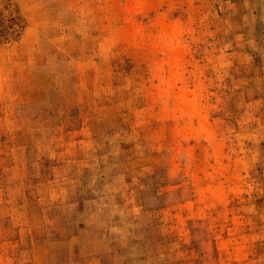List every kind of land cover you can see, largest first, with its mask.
Listing matches in <instances>:
<instances>
[{"label": "rangeland", "instance_id": "374dc122", "mask_svg": "<svg viewBox=\"0 0 264 264\" xmlns=\"http://www.w3.org/2000/svg\"><path fill=\"white\" fill-rule=\"evenodd\" d=\"M0 264H264V0H0Z\"/></svg>", "mask_w": 264, "mask_h": 264}]
</instances>
